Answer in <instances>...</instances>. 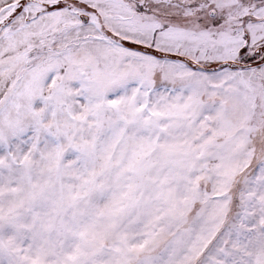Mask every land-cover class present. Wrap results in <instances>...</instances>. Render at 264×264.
<instances>
[{"label":"snow or ice","instance_id":"obj_1","mask_svg":"<svg viewBox=\"0 0 264 264\" xmlns=\"http://www.w3.org/2000/svg\"><path fill=\"white\" fill-rule=\"evenodd\" d=\"M0 264H264V0H0Z\"/></svg>","mask_w":264,"mask_h":264}]
</instances>
